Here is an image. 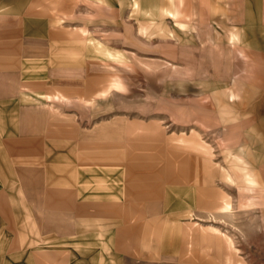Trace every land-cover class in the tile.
<instances>
[{
    "label": "rangeland",
    "instance_id": "374dc122",
    "mask_svg": "<svg viewBox=\"0 0 264 264\" xmlns=\"http://www.w3.org/2000/svg\"><path fill=\"white\" fill-rule=\"evenodd\" d=\"M228 259L264 264V0H0V264Z\"/></svg>",
    "mask_w": 264,
    "mask_h": 264
},
{
    "label": "crops",
    "instance_id": "0c3cea01",
    "mask_svg": "<svg viewBox=\"0 0 264 264\" xmlns=\"http://www.w3.org/2000/svg\"><path fill=\"white\" fill-rule=\"evenodd\" d=\"M176 13V17H180V18H176V20H178V21H181V19L183 18V13L182 12H180V11H177V12H175ZM112 55V54H111ZM181 140V139H180ZM227 179L229 180V181H232V178H231V176L229 175V174H227ZM247 180V182H248V185H250V186H252V185H255L254 183H255V180L253 179V177L250 175V173H248V178L246 179ZM216 230V229H215ZM217 231V230H216ZM216 236V235H215ZM219 240L221 241V242H223V243H225V247H229V249H232V248H234L233 247V245H232V242L230 243L229 241H226L225 239H224V237H219ZM227 264H232V262H231V260H229L228 259V261H227Z\"/></svg>",
    "mask_w": 264,
    "mask_h": 264
}]
</instances>
